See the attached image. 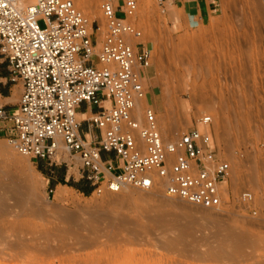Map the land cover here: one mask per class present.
Wrapping results in <instances>:
<instances>
[{"label":"rangeland","instance_id":"obj_1","mask_svg":"<svg viewBox=\"0 0 264 264\" xmlns=\"http://www.w3.org/2000/svg\"><path fill=\"white\" fill-rule=\"evenodd\" d=\"M221 2L201 22L189 3L137 0L131 22L149 51L142 74H152L161 126L177 135L212 117L217 151L235 167L226 205L195 207L132 186L89 195L68 187L58 200L32 160L0 136V264H264V3ZM244 189L255 215L236 200Z\"/></svg>","mask_w":264,"mask_h":264},{"label":"built area","instance_id":"obj_2","mask_svg":"<svg viewBox=\"0 0 264 264\" xmlns=\"http://www.w3.org/2000/svg\"><path fill=\"white\" fill-rule=\"evenodd\" d=\"M155 1L162 6L165 0ZM97 2L102 22L92 20L89 32L74 0H0V57L9 80L21 88L14 109L0 103V132L30 160H54L60 141L77 155L81 178L93 192L128 185L205 209L226 205L235 167L217 151L212 117L203 114L172 135L151 106L138 110L136 102L147 94L141 78L150 55L135 41L141 36L131 22L137 0ZM260 42L264 52V33ZM84 102L97 107L85 117L95 130L87 137L77 119ZM236 200L256 214L250 190L239 191Z\"/></svg>","mask_w":264,"mask_h":264},{"label":"crops","instance_id":"obj_3","mask_svg":"<svg viewBox=\"0 0 264 264\" xmlns=\"http://www.w3.org/2000/svg\"><path fill=\"white\" fill-rule=\"evenodd\" d=\"M167 1V0H166ZM172 3H177L179 5H184L189 3L194 10L198 13L199 20L201 22H209L211 18L215 17L222 10L221 0H170ZM147 66L143 70H147ZM9 68L7 62L0 57V103L5 110L11 111L15 108L18 103L20 95V85L18 83H13L9 80ZM152 74H142V82L147 89L148 99L150 106L153 108L151 102V85L149 84ZM107 102H103L106 106ZM154 110V108H153ZM97 107L89 103H81L77 109V115L81 118V123L79 127V133L81 136L87 137V132H95V130L89 127L88 122L85 120V116H88L92 112H96ZM155 111V110H154ZM82 116H84L82 118ZM0 136L5 137L3 132H0ZM75 155H68L70 163L65 161V164L60 165L55 160H41L32 159V162L36 165L41 174L45 177L47 183L54 190L60 185L66 187H71L73 190L83 193L82 191H88L89 194L93 192L91 185L83 178H81V168L79 165H75L72 162ZM79 161V160H78ZM115 162V160H113ZM84 194V193H83Z\"/></svg>","mask_w":264,"mask_h":264},{"label":"bare ground","instance_id":"obj_4","mask_svg":"<svg viewBox=\"0 0 264 264\" xmlns=\"http://www.w3.org/2000/svg\"><path fill=\"white\" fill-rule=\"evenodd\" d=\"M75 1V0H74ZM80 2V5H81V7H82V9H84L86 12H88V13H98V15H99V11H98V2H97V0H80L79 1ZM75 3H76V1H75ZM81 9V10H82ZM85 14V13H84ZM86 15V14H85ZM97 15V14H96ZM86 17L88 18V16L86 15ZM88 21H89V25H88V31L89 32H91V29H90V23L92 22V19L90 20L89 18H88ZM136 40V39H135ZM194 97V96H193ZM144 100L145 99H143V100H141V101H138V102H136V105H135V107L138 109V110H142V107L143 106H145V105H147V104H144ZM108 105V103H106V106ZM184 105V104H183ZM148 106H150V105H148ZM194 107V106H193ZM84 116H82V118H83ZM159 120V119H158ZM161 124V123H160ZM164 130L166 131V132H168L169 133V131L168 130H166L165 128H164ZM171 133V132H170ZM62 155H63V157H62ZM68 155H69V153L65 150V148H64V146H63V144L59 141L58 143H57V147H56V155H55V157L54 158H59V159H61V158H63V159H68ZM28 158V157H27ZM29 159V158H28ZM232 163V162H231ZM28 172V171H27ZM233 173H234V169H232V172H231V175L229 176V180H231V178H232V176H233ZM30 179H32V178H30ZM32 182H33V179H32ZM34 183V182H33ZM124 186H128V185H123L121 188H123ZM121 188H120V190H121ZM68 189V187H66V186H64V185H60V186H58V187H56L55 188V190H54V197L56 198V199H63L64 197H65V190H67ZM102 190H100L99 192H97V191H95V193H100ZM19 196V195H18ZM23 196H24V194H23ZM22 197V196H21ZM165 197V196H164ZM95 200V199H94ZM178 200H180V201H182V202H186V201H184V200H181V199H178ZM188 202H186V204H187ZM188 204H190V203H188ZM192 205V204H191ZM192 206H195V205H192ZM195 207H198V206H195Z\"/></svg>","mask_w":264,"mask_h":264},{"label":"trees","instance_id":"obj_5","mask_svg":"<svg viewBox=\"0 0 264 264\" xmlns=\"http://www.w3.org/2000/svg\"><path fill=\"white\" fill-rule=\"evenodd\" d=\"M84 193V195H89V192L88 191H82Z\"/></svg>","mask_w":264,"mask_h":264}]
</instances>
